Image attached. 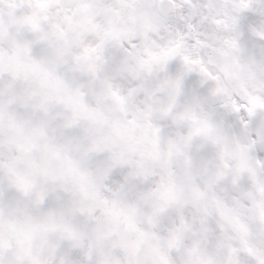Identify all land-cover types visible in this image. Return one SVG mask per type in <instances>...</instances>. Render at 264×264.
Segmentation results:
<instances>
[{
	"label": "snow or ice",
	"instance_id": "snow-or-ice-1",
	"mask_svg": "<svg viewBox=\"0 0 264 264\" xmlns=\"http://www.w3.org/2000/svg\"><path fill=\"white\" fill-rule=\"evenodd\" d=\"M139 2L0 0L9 8L7 16L0 10V264H264V178L258 175L264 168V112L257 111L264 110V98L249 96L246 112L236 106L237 127L246 128L250 118L254 131L244 135L233 166L213 147L193 143L207 131L206 122L194 113L178 114L188 82L198 73L211 75L201 60L182 52L183 38L153 37L158 50L140 61L148 74L118 89L108 85L127 115L119 89L135 91L138 81L153 79L152 65L160 66L163 86L175 94L158 106L141 104L113 136L136 152L135 144L156 145L177 120H191L185 140L190 195L178 188L169 166L145 164L153 152L141 148L140 159H133L113 150V136L94 131L103 117L86 97L99 87L108 38L119 34L105 16L114 9L134 13ZM238 6L240 15L225 27L246 52L254 6L250 0H238ZM256 35L264 40V31ZM123 49L128 44L114 54L113 68L127 63ZM50 54L79 87L50 71ZM251 62L264 66V55ZM163 86L153 91V85H140L151 97ZM154 108L161 113L158 126L150 119ZM139 120L149 123L137 135Z\"/></svg>",
	"mask_w": 264,
	"mask_h": 264
},
{
	"label": "clouds",
	"instance_id": "clouds-1",
	"mask_svg": "<svg viewBox=\"0 0 264 264\" xmlns=\"http://www.w3.org/2000/svg\"><path fill=\"white\" fill-rule=\"evenodd\" d=\"M250 3L254 6L255 18L249 25L251 35L244 41L246 52L241 51L240 41L231 27H225L230 24L232 16L241 13L238 0H140L134 13L129 9H114L108 13L105 19H111L119 34L108 38L103 50L99 87L95 90L89 89L86 97L89 105L95 107L103 117L101 124L93 126L96 135L100 138L113 136V129L126 126L141 104L146 106L153 103L158 106L175 94L171 85L163 86L164 76L160 73L158 64L152 65L153 79L138 81L135 91L131 88L119 89L126 99L127 115L112 98L108 85L118 89L121 82L126 83L129 79L135 80L138 75L148 74L146 68H141L140 61L147 58L149 50H158L152 47L153 37L157 41L183 38L182 52L193 59L201 60L211 75L198 73L188 82L183 103L178 106V114L194 113L198 120L206 122L207 131L194 137V144L209 145L216 152L223 153L233 166L238 163L240 149L244 146V135H250L254 129L250 118L244 120L246 128L237 127L240 114L236 112V106L246 112L249 96L264 98V66L251 62L253 55H264V40L256 35L257 32L264 31V0H250ZM0 10L7 16V3L2 4ZM130 14L134 15V21L128 19ZM68 35L71 39L72 34ZM134 40L139 43L134 44ZM232 41L236 42V47H232ZM125 43L131 49H123L127 54V63L122 61L113 68V56ZM49 69L53 74L59 72L69 82L70 87H79V81L74 74L58 64L51 54ZM250 73H255V77H251ZM198 81H203L205 86L200 88ZM141 84L153 85V91L163 86V91L151 97L140 87ZM194 87L197 89L195 92ZM257 111L264 112L260 109ZM174 115L177 113L174 112ZM150 119L153 125L158 126L161 113L154 108ZM148 123L147 120H139L136 134L140 135ZM192 127L191 120H177L174 127L162 132L156 145L151 142L135 144L136 152L132 151L133 145L127 140L113 136L112 148L117 152L125 151L133 159H140L141 148L153 152L145 160V164L169 166L178 188L183 189L184 194L190 195L191 185L186 177L189 149L185 146V140ZM215 170V166L210 168L212 172ZM258 175L264 178V168H258ZM138 219H143L142 214Z\"/></svg>",
	"mask_w": 264,
	"mask_h": 264
}]
</instances>
